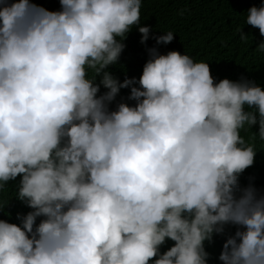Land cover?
I'll use <instances>...</instances> for the list:
<instances>
[{
    "label": "clouds",
    "instance_id": "obj_1",
    "mask_svg": "<svg viewBox=\"0 0 264 264\" xmlns=\"http://www.w3.org/2000/svg\"><path fill=\"white\" fill-rule=\"evenodd\" d=\"M60 5L0 0V189L19 176L32 209L0 219V264H208L205 242L229 224L219 260L264 264V194L239 182L256 156L240 131L258 124L264 140V89L156 48L120 82L109 66L126 38L149 39L142 0ZM245 24L264 36V5ZM129 86L135 105L111 110Z\"/></svg>",
    "mask_w": 264,
    "mask_h": 264
},
{
    "label": "trees",
    "instance_id": "obj_2",
    "mask_svg": "<svg viewBox=\"0 0 264 264\" xmlns=\"http://www.w3.org/2000/svg\"><path fill=\"white\" fill-rule=\"evenodd\" d=\"M30 2L50 11L61 9L60 0ZM142 5L140 26L149 27V39L141 43L140 32L137 39L132 36L126 38V47L118 63L109 66L120 82L133 77L138 81L145 63L151 58L148 50L156 48L160 54L175 50L190 55L197 62L209 63L216 82L224 78L233 81L247 79L264 89V52L257 50L258 45L264 42V36L258 28L245 24L248 9L264 5V0H142ZM240 29L248 35L246 41L240 39ZM168 31L174 33L173 40L168 44H157L156 37ZM92 75L89 71V78ZM132 86L139 87L138 83ZM132 86L120 90L110 105L111 110H115L120 102L135 105V101L128 99ZM106 91L101 85L98 95ZM258 127V124L253 127L246 125L240 131L245 141L254 145L256 156L254 164L240 175L239 182L241 187L251 184L258 193L264 194V140L258 135ZM19 179L18 176L16 181H9L4 189H0V219L17 225H20L18 214L24 216L32 211L15 197ZM41 219L43 217H38L36 223L39 224ZM237 227L225 225L224 233L214 234L212 242H205V250L209 253L208 264H223L219 260L223 245L230 235H234ZM174 243L166 240L161 246V253Z\"/></svg>",
    "mask_w": 264,
    "mask_h": 264
}]
</instances>
